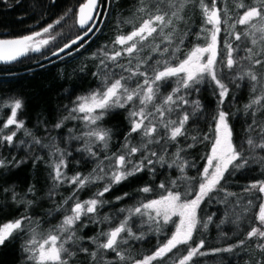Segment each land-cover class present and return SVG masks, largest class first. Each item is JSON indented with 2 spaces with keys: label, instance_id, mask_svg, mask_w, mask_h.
Here are the masks:
<instances>
[{
  "label": "snow or ice",
  "instance_id": "1",
  "mask_svg": "<svg viewBox=\"0 0 264 264\" xmlns=\"http://www.w3.org/2000/svg\"><path fill=\"white\" fill-rule=\"evenodd\" d=\"M195 2L196 0H139L136 13L139 14L140 23L135 24L133 19L122 21L121 23L132 24V30L127 34L119 33L118 25V34L113 40L112 48L109 49L107 45H104L98 49L97 53L93 54V58L99 61V71L94 75L99 76L100 87L87 95L78 96L74 106L69 109V115L57 122L55 128H61L64 120L70 118L82 120L87 130L81 135L71 138L85 142L83 148L76 150L86 152L90 157L96 159V167L87 176H82L80 173L67 176L64 171L68 166L66 157L71 153L59 148L55 144V137H53L51 147L55 150L50 155L56 159L49 165L52 169L50 176L53 186L48 195L53 196L55 190L65 182L76 185L72 194L64 198L56 209L57 211L64 210L67 214L63 216L58 225H55L47 233H38L36 227L31 226L37 222L32 221L31 217L27 215L6 222L0 226V245H3L14 234L27 231L29 238L25 241L23 251L32 264H69L76 252L68 246L77 247L82 240V237L77 235L76 227L81 222V218L85 217L91 223L110 222L109 216L98 217L97 215L98 207L102 208L107 203L100 198L114 185L120 184L129 177L135 176L145 169L154 173L157 164L164 166L167 163L165 156L168 147L175 145L176 150L172 154V163L168 167L175 166L181 172L178 179L185 181L186 186L190 182H195V194L192 198H188L192 195L191 187H188L185 192H181L173 190L177 186L176 180L170 181L168 188H165V185L161 183L159 187L165 190V194L158 199L141 201L130 208L119 209L121 213H124V216L115 227L89 238V241L96 245V251L88 253V249L82 247L79 248V251L88 253L91 259L96 261L97 251L111 250L119 261H126L129 257L121 250L120 246L127 244L129 240L145 238L143 231L139 234L132 231L130 221L134 217L138 218L140 224H157L159 226L161 221L166 224L175 216L179 220L175 224L171 236L151 255L135 260L133 264H152L153 261H163L180 245L186 246V254L179 257L174 264H189L194 257L208 254L201 251L204 247L203 239L195 247L190 243L198 224L206 229L212 219L211 216L205 222L198 219V209L201 203L206 198L209 201L214 199L212 193L217 191L224 192L223 203H227L228 197L234 195L226 192L221 184V181L225 180L226 173L231 176L235 172L249 167L251 163L264 167V156L256 155L257 150H264V120L259 122L256 120V113L264 110V82L258 80L257 74L250 68L246 69L243 64L244 61L251 65L264 64V59L259 58L261 52H264V47L259 51H254L247 44L249 38H251V45H257L258 41L264 42V23H254L257 20L264 21V0H257L259 6L245 7L243 3H238L237 7L244 11L238 13V18L231 24L228 23L231 16H229L227 8H217L216 0H212L211 7L204 0H198L205 27L194 35L197 39L203 38L205 43L203 46L199 44L193 46L185 54V57L180 59L177 53L181 51V46L190 29L178 33L176 24L184 21L185 8ZM222 11L224 13L223 21L221 19ZM56 23L59 24L60 20H57ZM76 23L79 28L84 30L82 35L77 36L70 43H65L59 47L58 51H53V56H59L60 53L71 49L72 45H78L77 50H79L84 47V43H87L85 37H90L100 31L103 14L98 10V0H84L78 8ZM222 23L225 33L223 48L220 44ZM207 25H211V28H208ZM237 25L246 27L242 32H238L236 31ZM53 28L54 25L50 24L42 32H35L22 38L0 39V62H14L30 51L41 52L45 46L56 39L55 35L49 38H40L45 33H50ZM80 41H84V43H80ZM233 44H235V48ZM146 48L158 56L151 64H148V61L152 59L151 54L141 56ZM234 53L237 55L234 56ZM218 57L222 68H218ZM121 60H127V63H122ZM173 61H176L175 64ZM234 67H238L240 71L234 79H231V82L235 83L236 80L247 78L251 84L252 92L255 93L250 102L244 105L246 113L249 110L252 111V122L246 129V139L238 144L233 140V128L229 122L230 113L223 110L224 100L229 95V88L223 82L224 77L218 76V71L223 69L231 71ZM116 68L121 70L118 76L114 75ZM172 78H175V87L167 95H162L161 87ZM133 80L136 83L130 86V82ZM205 82L213 88L214 95L218 97L216 112L211 117L210 150L203 157L206 164L198 176L188 177L185 168L195 165H189L181 153L185 152L187 148L209 140V137L207 135H190L186 130L185 126L190 117L195 118L198 112H202L203 107L198 99L189 100L187 97L198 93L199 86ZM236 86L239 87V85ZM158 97L159 102L157 103ZM23 107L21 99L0 101V110L9 109V116L0 125V148L5 145L11 147L17 132L21 129L24 130L25 136L32 137L31 144L44 148L49 147L48 144H41L40 139L25 128L23 120L17 119L18 112ZM116 108L127 109L126 120L129 130L124 136L121 151L111 155L106 154L104 160H99L97 153L92 150V146L99 143L103 149L108 148L112 132L111 129L103 127L101 122L110 111ZM173 114H175V118H173ZM13 126L14 130L5 133V129ZM134 133L139 135L137 144H132L130 139ZM252 133H256V136L254 137ZM178 137H184L185 140L191 139L192 143L188 144L186 148L181 147ZM20 143L23 144L24 141H20ZM31 144L27 146L31 147ZM245 145H247V152ZM155 146H159V152ZM138 153L140 154L139 158L133 160V157H136ZM12 160L15 161V157ZM105 160L108 162L107 165L104 163ZM9 163L11 162L6 158H0V168H7ZM105 167L108 171H105ZM98 181H106L103 188L99 189L92 198L81 201L77 193L87 185ZM28 191L32 192L33 189L29 188ZM138 191L149 193L152 189L145 186ZM245 192H258L260 195L257 196V199L262 201L256 217L261 227H251L247 232V239L253 237L264 239V230H262L264 228V180L251 183L245 188ZM127 195L125 193V196ZM123 198L117 197L118 200ZM12 199L16 200L15 193H13ZM69 201H72L71 206L65 207ZM25 203L30 206L32 202L26 201ZM235 203L239 204L240 201L237 200ZM252 203V200L247 201L248 205H252ZM25 221H28V225H25ZM224 222L221 220L220 223ZM87 226V223L80 224L81 228ZM100 236L104 237L103 242L99 241ZM244 243L245 241L241 240L238 244L228 248L213 249L212 253L232 252L234 248L241 247ZM257 248L264 251V244H258ZM105 264H111V262H105Z\"/></svg>",
  "mask_w": 264,
  "mask_h": 264
},
{
  "label": "trees",
  "instance_id": "2",
  "mask_svg": "<svg viewBox=\"0 0 264 264\" xmlns=\"http://www.w3.org/2000/svg\"><path fill=\"white\" fill-rule=\"evenodd\" d=\"M83 2L84 0H0L1 37L26 35L42 30L50 24L54 25V28L49 36H56V39L43 52L30 53L10 64H0V101L21 99L24 107L19 112V119L25 122V128L30 130L33 136L40 139L41 144L49 145V147L44 148L40 145L31 144L32 137L25 136L24 130L21 129L17 132L11 147L5 145L0 148V158H6L7 161L11 162L7 168H0V226L27 215L31 217L32 221L37 222L31 226H35L38 233H47L55 225H58L63 216L67 214L64 210L57 211L56 209L64 198L72 194L76 185L65 182L55 190L53 196L48 195L53 186V180L50 176L52 169L49 165L56 159L50 155L55 150L51 147L53 137H55V144L59 148L71 153L66 157L68 166L64 171L67 176H73L76 173L87 176L96 167V159L90 157L86 152L76 150L83 148L85 142L71 138L79 136L87 130L84 122L80 119L70 118L64 120L63 126L59 129L55 128V125L69 115V109L74 106L78 96L89 94L100 87V78L98 75H94L99 71V61L93 58V54L97 53L98 49L104 45H107L109 49L112 48L113 40L118 34V25L119 33L127 34L132 30V24L121 23L122 21L133 19L135 24L140 23L139 14L136 13L139 0H98V10L103 14L104 22L96 36L83 48L64 59L43 60L47 55L83 33L84 30L80 29L76 23L77 9ZM204 2L211 7L212 0H204ZM238 3H243L245 7L259 6L257 0H216L217 8H227L228 14L231 16L228 21L229 24L238 18V13L244 11V9L237 7ZM70 9L71 11H69ZM66 13L67 15H65ZM221 19L222 21L224 19L223 11L221 12ZM57 20H60L59 24L56 23ZM254 23H264V21L257 20ZM176 27L178 33L190 29L181 46V51L177 53L180 59H183L193 46L204 45L203 38L197 39L194 35L205 27L198 0L185 8L184 21L176 24ZM207 27L211 28V25H207ZM245 27L237 25L236 31L242 32ZM223 29L224 24L222 23L221 48H223L225 39ZM57 33L59 34L57 35ZM250 39L247 44L254 51H259L264 47V42L260 41L257 45H251ZM233 47L235 48V44ZM148 54L152 55L148 64L158 58L156 54L151 53L149 48H146L141 56ZM235 55L237 54L234 53ZM259 58L264 59V52H261ZM121 62L126 64L127 60H121ZM175 62L173 61V64ZM243 64L246 69L250 68L257 74L258 80L264 82V64L251 65L247 61H244ZM218 68H222L219 64V57ZM120 71L119 68L114 69V75L118 76ZM239 71L238 67H234L231 71L227 69L218 71V76L224 77L223 82L229 88V95L224 100L223 110L230 113L229 122L233 128V140L237 144L246 139V129L252 122V111L249 110L246 113L244 105L248 104L255 95L247 78L236 80L235 83L231 82V79H234ZM124 74L127 75V73ZM135 83V80L131 81L130 86L135 85ZM173 87H175V78L170 79L167 84L161 87V94L167 95ZM199 87L198 93H193L187 98L189 100L198 99L203 106L202 112H198L195 118L190 117L185 127L190 135H207L209 140L198 143L192 148H187L185 152L181 153L189 165H195L185 168L188 177H197L206 164L203 157L210 150L211 117L217 109L218 97L214 95L213 88L207 82ZM156 102H159V97ZM185 107L187 108V106ZM8 116V108L0 110V125ZM126 116L127 109L116 108L110 111L101 122L103 127L111 129L112 137L106 150L99 143L93 144L92 150L97 153L99 160H104L106 154L111 155L121 151L124 136L129 130ZM173 118H175V114H173ZM256 120L258 122L264 120V110L256 113ZM12 130H14V126L4 131L7 133ZM252 135L255 137L256 133H252ZM130 139L132 144H137L139 135L134 133ZM20 141H24V143L21 144ZM178 141L180 146L185 148L192 143L191 139L185 140L184 137H178ZM29 144L31 147L27 146ZM155 147L159 152V146ZM175 150V145L168 147L165 156L167 163L164 166L157 164L154 173L145 169V171L129 177L120 184L114 185L109 192L100 198L107 203L102 208L98 207L97 215L98 217L109 216L110 222L91 223L87 218H81V222L76 227L77 235L82 237V240L77 247L68 246L76 252L69 264H105V262L132 264L135 260L151 255L159 245L171 236L175 224L178 223V217H172L171 221L166 224L161 221L159 226L157 224H140L138 218L134 217L130 221L132 231L137 234L143 231L145 238L143 240H129L127 244L120 246L129 259L119 261L114 252L103 249L97 251L96 261H93L88 254L96 251V245L89 241L90 237L115 227L124 216V213H121L119 209L130 208L141 201L146 202L150 199L160 198L161 195L165 194V190L159 187L161 183L165 185V188H168L170 181L176 180L177 186L173 190L181 192H185L188 187H191L192 195L188 198H192L195 194V182H190L186 186L185 181L178 179L181 172L175 166L168 167L172 163V154ZM245 151L247 152V145H245ZM139 155L138 153L136 157H133V160H137ZM256 155L264 156V150H257ZM13 157H15V161L12 160ZM104 163L107 165L108 162L105 160ZM105 171H108L107 167H105ZM261 180H264V167L256 163H251L249 167L237 171L231 176L225 174V180L221 181V184L226 192L234 195L228 197L227 203H223L224 192L217 191L212 193L214 199L209 201L206 198L201 203L198 209V219L201 222L207 221L209 216L212 219L206 229L198 224L190 243L191 246L195 247L203 239L204 247L201 251L208 254L194 257L189 264H258V262L264 264V251L257 248L258 244H264V239L257 237L247 239V232L251 227H261L256 217L262 201L257 199V196L260 195L258 192H245L247 186ZM105 183L106 181H98L87 185L77 193L79 199L84 201L92 198L99 189L103 188ZM145 186L150 187L152 191L149 193L138 191ZM29 188H32L33 191L29 192ZM13 193L16 194L15 201L12 199ZM125 193L128 195L125 196ZM117 197L124 198L118 200ZM237 200L240 201L239 204L235 203ZM248 200H252V205L247 204ZM26 201H31V205H27ZM71 204L72 201H69L65 207H70ZM221 220L225 222L221 224ZM83 223H87L88 226L81 228L80 224ZM25 225H28V221H25ZM28 238L29 233L27 231L17 233L5 241L3 245H0V264H32L23 251L25 241ZM103 240L104 237L100 236L99 241L103 242ZM241 240L245 241L244 245L234 248L232 252L212 253L213 249L228 248L238 244ZM81 247L87 248L88 253L79 251ZM184 254H186V246L180 245L172 253H169L163 261H153L152 264H174Z\"/></svg>",
  "mask_w": 264,
  "mask_h": 264
},
{
  "label": "water",
  "instance_id": "3",
  "mask_svg": "<svg viewBox=\"0 0 264 264\" xmlns=\"http://www.w3.org/2000/svg\"><path fill=\"white\" fill-rule=\"evenodd\" d=\"M78 10V9H77ZM95 15V14H94ZM77 17H78V15H77ZM104 18V17H103ZM103 22H104V19H103ZM102 25H103V23L100 25V29H101V27H102ZM81 29V28H80ZM83 30V29H82ZM43 31V29L42 30H39V31H35V32H42ZM35 32H32V33H29V34H26V35H30V34H33V33H35ZM99 32V31H98ZM98 32H96L95 33V35H91L90 37H85V40L87 41V43H84V41H80V43H84V46L85 45H87L95 36H96V34L98 33ZM82 35V34H81ZM23 36H25V35H22V36H18V37H1L0 36V39H18V38H22ZM80 36V35H79ZM76 38V37H75ZM75 38H73V39H75ZM73 39H71V40H73ZM71 40L70 41H68L67 43H70L71 42ZM75 47V48H74ZM77 47H78V45H72V48L71 49H67L64 53H60V55L59 56H53L52 55V53H50L49 55H47L43 60H45V61H48V60H50V59H55V60H60V59H64V58H66V57H68V56H70L71 54H73V53H75V52H77L78 50H77ZM46 48V46L42 49V51L41 52H43V50ZM83 48V47H82ZM59 49V48H58ZM58 49L57 50H55V51H58ZM81 48H79V50H80ZM30 53H32V54H38V53H40V52H29L28 54H30ZM27 54V55H28ZM27 55H25V56H27ZM25 56H22V57H20V58H18L17 60H19V59H21V58H23V57H25ZM16 60V61H17ZM15 62V61H14ZM11 63H13V62H11ZM0 64L2 65V64H10V63H3V62H0Z\"/></svg>",
  "mask_w": 264,
  "mask_h": 264
},
{
  "label": "rangeland",
  "instance_id": "4",
  "mask_svg": "<svg viewBox=\"0 0 264 264\" xmlns=\"http://www.w3.org/2000/svg\"><path fill=\"white\" fill-rule=\"evenodd\" d=\"M49 35H50L49 33H45V34H44L42 37H40V38H49V37H50ZM52 41H53V40H52ZM52 41H51V42H52ZM51 42H50V43H51ZM49 45H50V44H49ZM49 45H48V46H49ZM48 46H46V48H47ZM85 95H87V93H86ZM82 96H84V95H82ZM19 112H20V111H19ZM19 112H18V116H19ZM18 116H17V119L20 120ZM178 220H179V218H178ZM8 222H10V221H8ZM132 264H133V263H132Z\"/></svg>",
  "mask_w": 264,
  "mask_h": 264
}]
</instances>
